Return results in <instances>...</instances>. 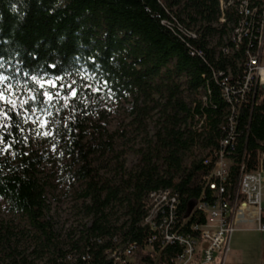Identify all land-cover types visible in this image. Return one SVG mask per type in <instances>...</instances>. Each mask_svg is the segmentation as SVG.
Masks as SVG:
<instances>
[{"label":"trees","instance_id":"1","mask_svg":"<svg viewBox=\"0 0 264 264\" xmlns=\"http://www.w3.org/2000/svg\"><path fill=\"white\" fill-rule=\"evenodd\" d=\"M218 16V0H0V86L26 88L38 108L54 101L40 80L62 86L67 123L56 133L57 168L62 184L76 185L74 197L90 218L76 236L69 231L60 239L47 216L49 190L39 176L44 156L23 146L26 111L18 104L0 108V201L12 215L11 222L0 218V264H33L29 256L45 258L42 264H110L106 250L129 246L133 264H170L180 251L176 243L159 249L153 242L147 250L152 233L141 222L147 196L169 190L175 201L163 207V216L173 217L172 229L195 235L190 224L203 216L189 213L190 206L213 201L207 184L212 167L202 162L206 150L228 140L229 192L241 163L246 172L256 169L264 152V87L244 94L241 104L233 102V132L221 96L228 73L236 89L242 86L244 51L254 42L245 36L238 53L223 54L218 48L230 44L239 18L227 11L219 24ZM248 27L254 33L253 19ZM84 83L91 90L82 89ZM69 84L76 89L72 96ZM206 88V105L192 107L198 90ZM87 91L98 103L108 95L130 99L133 134L143 135V142L132 150L136 163L127 173L114 147L125 130L109 133L99 120L96 137L86 139L81 96ZM150 112L156 115L151 134L144 124ZM202 113L208 129L198 134L188 125ZM106 153L115 163L111 176L93 164L96 154ZM28 240L29 256L28 247L20 250Z\"/></svg>","mask_w":264,"mask_h":264},{"label":"built area","instance_id":"2","mask_svg":"<svg viewBox=\"0 0 264 264\" xmlns=\"http://www.w3.org/2000/svg\"><path fill=\"white\" fill-rule=\"evenodd\" d=\"M218 23L226 22V12H235L239 22L233 26L229 35L230 44L219 47L218 50L227 56H234L240 51L245 36L251 35L250 42L254 48L244 51V64L242 66V86L238 89L231 83L232 76L228 73L221 81V96L225 106V118L228 120L230 132L234 130L233 118L228 114L233 111V102L241 104L244 94L259 87H264V0H218ZM257 15V16H256ZM254 20V33L249 27V21ZM249 42V43H250ZM220 73H214L215 80ZM196 101L192 107L199 104L204 107L210 91L206 88L198 90ZM206 115H194L189 121L188 128L196 133L207 131ZM220 127L223 129L220 125ZM216 150L207 149L202 159L203 164H210L212 169L207 181L212 192L213 201L198 202L190 212L201 213L203 220L200 223L190 224V230L196 232L180 233L169 225L172 216L162 214L165 206L172 208L175 201L170 196L169 190L151 192L146 198L144 210L146 215L142 225H146L152 233L148 240L147 250L153 249L152 243L156 242L159 249L167 244L176 243L179 253L171 260L170 264H225L229 252L228 242L231 233L238 225L255 224L260 232L264 233V152L258 159L256 169L246 172L243 163L240 164L236 186L233 192L227 190V176L229 173V152L226 151L228 140L219 143ZM158 213L162 214L158 217ZM158 217V218H157ZM133 246L116 250H106L105 254L110 264H133L131 253ZM260 264H264V257Z\"/></svg>","mask_w":264,"mask_h":264},{"label":"rangeland","instance_id":"3","mask_svg":"<svg viewBox=\"0 0 264 264\" xmlns=\"http://www.w3.org/2000/svg\"><path fill=\"white\" fill-rule=\"evenodd\" d=\"M264 61V53H263ZM38 86L43 92H48L50 97L54 98L50 104L44 108H38L34 103L33 94L26 88L16 89L9 86H0V108H12L18 104L26 111L22 114L23 146L26 150L44 156L39 176L47 184V216L51 218L55 230L58 232L61 240H65L69 231H73L74 236L82 224L90 222L82 212V200L75 199L76 185L70 186L62 184L59 177L58 162L59 151L56 144V133H61L67 123V111L62 104V86L58 85L55 80H40ZM70 89V96L76 90L71 84L65 87ZM82 89L91 90V85H82ZM187 100L193 99L192 95L184 93ZM30 101L31 105L25 108L24 105ZM81 104L84 110L83 126L84 131L88 134L86 139L96 137V128L98 121L105 123V129L111 132H120L125 130L124 139H115V152L120 154L118 163L123 164L124 172L127 173L135 166V157L133 149L138 148L143 142V135L135 137L133 134L135 128L131 124L130 99L114 100L109 95L103 96L101 102H97L89 91L81 96ZM156 118L154 112H150L144 121L146 131L151 134L153 120ZM94 134V135H93ZM94 166L100 171V174L111 176L114 174V161L111 160L110 154L94 156ZM81 188V187H80ZM87 203V201H85ZM0 218L3 222H11L12 215L7 206L0 201ZM27 248L25 254H29L32 249L30 241H23L22 248ZM229 252L225 258V264H260L264 257V233L257 229L255 224H244L235 227L228 242ZM29 256V255H28ZM29 256L28 260H34L33 264H42L45 260L33 259Z\"/></svg>","mask_w":264,"mask_h":264},{"label":"water","instance_id":"4","mask_svg":"<svg viewBox=\"0 0 264 264\" xmlns=\"http://www.w3.org/2000/svg\"><path fill=\"white\" fill-rule=\"evenodd\" d=\"M192 207H193V206H190L189 213H190V211H191Z\"/></svg>","mask_w":264,"mask_h":264},{"label":"crops","instance_id":"5","mask_svg":"<svg viewBox=\"0 0 264 264\" xmlns=\"http://www.w3.org/2000/svg\"><path fill=\"white\" fill-rule=\"evenodd\" d=\"M262 261V260H261Z\"/></svg>","mask_w":264,"mask_h":264}]
</instances>
